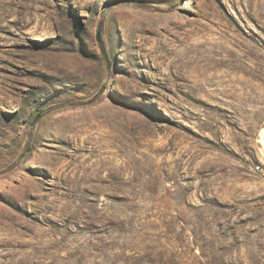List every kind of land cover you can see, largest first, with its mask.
Here are the masks:
<instances>
[{
	"label": "rangeland",
	"instance_id": "374dc122",
	"mask_svg": "<svg viewBox=\"0 0 264 264\" xmlns=\"http://www.w3.org/2000/svg\"><path fill=\"white\" fill-rule=\"evenodd\" d=\"M0 264H264V0H0Z\"/></svg>",
	"mask_w": 264,
	"mask_h": 264
}]
</instances>
